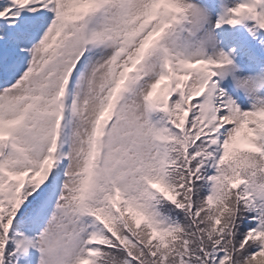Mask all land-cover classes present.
Listing matches in <instances>:
<instances>
[{"label":"snow or ice","instance_id":"obj_1","mask_svg":"<svg viewBox=\"0 0 264 264\" xmlns=\"http://www.w3.org/2000/svg\"><path fill=\"white\" fill-rule=\"evenodd\" d=\"M191 10L0 0V264H264V100L164 43Z\"/></svg>","mask_w":264,"mask_h":264},{"label":"rangeland","instance_id":"obj_2","mask_svg":"<svg viewBox=\"0 0 264 264\" xmlns=\"http://www.w3.org/2000/svg\"><path fill=\"white\" fill-rule=\"evenodd\" d=\"M186 2L208 11L209 23L198 34V38L204 32L210 31L215 40V49L207 48L205 58L216 59L217 57L214 53L223 52L238 69L235 72L229 69V74L224 77L218 75V87L224 89L242 111L252 110L254 104L264 100V87L259 88L251 95H246L243 91L236 88L234 80L243 77H256L264 73V61L257 57L255 49L248 38L250 34H242L236 29L237 25L230 26L225 23L219 28L216 27L221 17L225 16V11L234 7L240 0H186ZM184 27L186 28L187 25H184ZM165 40L164 43L166 45L176 40V32ZM234 55L238 58H233L235 57ZM29 255L31 257V264H39L40 253L38 251L30 250Z\"/></svg>","mask_w":264,"mask_h":264},{"label":"clouds","instance_id":"obj_3","mask_svg":"<svg viewBox=\"0 0 264 264\" xmlns=\"http://www.w3.org/2000/svg\"><path fill=\"white\" fill-rule=\"evenodd\" d=\"M191 6L192 10L176 29V52L179 55L195 59L207 55V48L215 49V40L210 31L204 32L198 38V34L209 23V14L204 8L192 4ZM184 25H187V27L185 28ZM214 54L219 59L220 55L224 53L218 52ZM229 69L232 72L238 71L231 61L221 70L222 77L229 74ZM261 80H264V73L256 77L236 78L234 84L236 88L243 91L246 95H251L258 90L257 85H259Z\"/></svg>","mask_w":264,"mask_h":264},{"label":"trees","instance_id":"obj_4","mask_svg":"<svg viewBox=\"0 0 264 264\" xmlns=\"http://www.w3.org/2000/svg\"><path fill=\"white\" fill-rule=\"evenodd\" d=\"M247 27L249 28L248 33L251 32L250 38L256 37V39H253V44H255L256 52L264 61V34L259 33L255 22H251L250 20L241 22V31H245Z\"/></svg>","mask_w":264,"mask_h":264}]
</instances>
